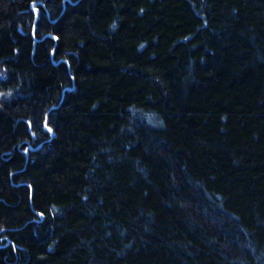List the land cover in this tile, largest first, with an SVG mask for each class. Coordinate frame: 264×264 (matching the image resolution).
<instances>
[{"label":"trees","instance_id":"1","mask_svg":"<svg viewBox=\"0 0 264 264\" xmlns=\"http://www.w3.org/2000/svg\"><path fill=\"white\" fill-rule=\"evenodd\" d=\"M0 264H264V0H0Z\"/></svg>","mask_w":264,"mask_h":264},{"label":"snow or ice","instance_id":"2","mask_svg":"<svg viewBox=\"0 0 264 264\" xmlns=\"http://www.w3.org/2000/svg\"><path fill=\"white\" fill-rule=\"evenodd\" d=\"M49 131H51V129H49Z\"/></svg>","mask_w":264,"mask_h":264}]
</instances>
